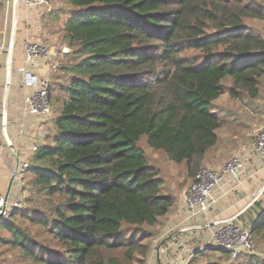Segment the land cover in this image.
<instances>
[{
    "label": "trees",
    "instance_id": "trees-1",
    "mask_svg": "<svg viewBox=\"0 0 264 264\" xmlns=\"http://www.w3.org/2000/svg\"><path fill=\"white\" fill-rule=\"evenodd\" d=\"M68 2L59 33V51L70 50L67 82L50 143L27 171L26 199L37 208L0 219L4 243L18 252L15 264H147L152 234L144 227H155L177 197L163 191L164 176L138 144L183 166L193 182L223 125L214 101L225 92L258 96L264 38L246 21H263L264 8L243 0ZM250 211V234L264 240L260 199ZM210 251L230 257L205 248L191 259ZM248 254L233 261L264 264Z\"/></svg>",
    "mask_w": 264,
    "mask_h": 264
},
{
    "label": "crops",
    "instance_id": "crops-1",
    "mask_svg": "<svg viewBox=\"0 0 264 264\" xmlns=\"http://www.w3.org/2000/svg\"><path fill=\"white\" fill-rule=\"evenodd\" d=\"M39 15H42L40 11L26 10L16 0H0V120H2L3 113H5L7 137L11 142V147H7L0 155V176L1 186L8 194L9 199H13L16 193V186L10 180V172L15 168L18 161H28L30 163L33 156L30 152L31 145L33 143H37L39 146L49 144L54 133L52 122L57 112L53 114L54 116L51 120L40 122L34 116H24L22 111L24 97L30 93V90L22 86L21 75L18 72L19 68L25 64L24 42H34L43 45L47 43L45 41L48 38L38 24ZM50 37L52 38V36ZM59 61V68L54 72L48 70L49 66L42 59L36 60L33 65L29 66V69L39 78L49 79V85L52 88L51 95L57 92V88L60 85L67 82V75L64 74L63 68L68 58L64 56ZM56 107L58 108L57 105ZM20 124H24V133L22 135L20 133ZM245 162L246 176L249 174L251 178L247 179L238 190L218 202L205 215V219H209L210 225L215 226V223L232 218L238 212L244 210L262 189L264 184V166L262 161L258 157L257 161L253 159L250 162L251 164L248 163V160ZM183 191L177 200L178 205L176 208L179 209L178 213L173 217L175 222L178 221L177 225L192 224L194 222V220L186 219V214L182 209L180 200ZM258 199H260L261 208L264 209V191ZM249 208H252V206L248 207L247 210ZM253 211L257 210L254 209ZM245 215L247 219H250L251 216ZM191 227H184L183 231L174 232L166 238V241L168 240L169 242L174 238L175 233L179 234L178 239L174 238V242L172 241L170 245L168 243V248L164 249V258H160V264H184L182 261L184 254H175L171 252V248L178 252H182V250L191 251V253L199 251L197 248L200 245H204L206 238L200 239L202 243L197 241L188 242L198 234L197 232L188 233L187 230L192 231L198 228L193 227V229H190ZM185 230L187 233H185ZM188 244L191 246L195 245V248L193 247L190 251L187 250ZM147 264H150L149 261H147Z\"/></svg>",
    "mask_w": 264,
    "mask_h": 264
},
{
    "label": "rangeland",
    "instance_id": "rangeland-1",
    "mask_svg": "<svg viewBox=\"0 0 264 264\" xmlns=\"http://www.w3.org/2000/svg\"><path fill=\"white\" fill-rule=\"evenodd\" d=\"M243 1H251L264 8V0ZM72 10L73 8L69 5L68 0H51L50 13L46 12L45 10L40 11V14L42 15L38 16V24L40 25L44 35L48 37L45 41L47 43H44L42 46L54 51L60 50L59 48L61 46V41L59 33L61 27L70 16ZM246 23L251 31L260 34L264 38V20H248ZM50 36H52V38ZM59 59L60 58L56 60V64L58 65H60ZM50 72H53V70ZM63 72L66 74L65 71ZM223 83L226 86V89L232 86V81L230 79H225ZM59 96L61 95L59 94L57 88V92H55L49 100V105L55 114L57 107L54 103L56 98H59ZM213 108L222 118L223 125L217 132L218 141L216 146L207 153L201 168L207 167L217 169L233 156H239L245 161L248 160V163L252 162L253 159L257 161L258 157L254 149V134L255 131L264 124V76L259 80L258 96L255 99H249L243 95L241 100H234L228 95V92H225L216 101H214ZM138 146L145 149L148 155L147 157L149 163L154 167H157L164 176L165 182L163 191L176 195L178 200L181 192L188 188L191 183V181H186L183 171L184 167L171 164L161 152L147 149L144 141L142 140ZM30 177V174H27L25 177V188H28ZM24 202L27 208H30L31 206L33 208H37L35 204H30L26 198ZM176 205H178V202ZM176 207L172 209L167 216L160 219L159 223L155 227H144L146 232H150L152 234V238L145 241L146 243L150 244L151 247V252L148 256V261L150 264H156L158 254L161 259L164 258V249L168 248V243L170 245L174 238L177 240L179 234L177 235V233H175L174 238L169 242L168 240L166 241V238L174 232L180 230L183 231L184 227L192 226L190 229H193V227H198L192 231L187 230L188 233H198H196L197 235L194 238L188 241L192 243L195 241L202 243L200 239L206 238L207 240L211 238V230L212 232H219L221 229L227 227L226 224L212 226L209 224V219H205V216L195 219L192 224L177 225L178 221L175 222L173 219L179 210ZM247 215L251 216L250 219H247L246 215H244L240 219H236L232 222V228H238L239 231H248L249 226H251L254 221V215H252L251 211ZM20 222H24L22 224H27L25 221ZM29 230L33 234L37 233V230L33 227ZM125 231L127 232L128 230L125 228ZM187 232L185 230V233ZM9 239V234L5 230L0 229V263L2 264H15L19 258V254L15 249L5 245L4 242H8ZM160 243L162 245L160 248H158ZM251 245L252 251L248 255L254 254L258 258L264 260V240L260 237L252 235ZM193 247L195 248V245L191 246L188 244L187 250L190 251V249L192 250ZM171 252L175 254L183 253L184 255L182 256V261L184 264H237L231 259V256L218 257L217 255L220 253L217 251H210L209 253L214 255L204 254L196 260L191 259V251L186 252L182 250V252H178L177 250L171 248Z\"/></svg>",
    "mask_w": 264,
    "mask_h": 264
},
{
    "label": "built area",
    "instance_id": "built-area-1",
    "mask_svg": "<svg viewBox=\"0 0 264 264\" xmlns=\"http://www.w3.org/2000/svg\"><path fill=\"white\" fill-rule=\"evenodd\" d=\"M23 8L29 11L45 10L50 13L51 0H16ZM25 64L19 68L22 86L30 90L24 97L23 114L38 118L40 122H47L53 118V110L49 105V79L39 78L29 69L36 60L42 59L49 65V71H56L58 64L56 60L62 58L64 51H54L34 42H24L23 45ZM24 124H20V133L23 132ZM7 128V124H6ZM7 130V129H6ZM9 147L5 139L2 120L0 121V155ZM39 144L33 143L30 152L34 154ZM254 149L264 166V124L254 134ZM30 163L18 161L15 168L10 172V180L16 186L13 199L1 186L0 176V219L8 220L11 213L16 209L25 208L26 188L25 177ZM246 162L239 156H233L217 169L203 167L195 175L193 182L181 195V204L187 220H195L205 216L218 202L230 193L238 190L243 183L251 178L246 176ZM227 227L219 232L211 231V238L205 240L204 245L199 248L217 249L230 253L231 259L250 253L252 251L250 231H239L232 228V222L224 223ZM225 231V232H224Z\"/></svg>",
    "mask_w": 264,
    "mask_h": 264
},
{
    "label": "water",
    "instance_id": "water-1",
    "mask_svg": "<svg viewBox=\"0 0 264 264\" xmlns=\"http://www.w3.org/2000/svg\"><path fill=\"white\" fill-rule=\"evenodd\" d=\"M69 49H65V53H69ZM6 117H5V113H3L2 115V124H3V131H4V135H5V139L7 140V143L9 145V147H11V142L8 140V137H7V131H6ZM264 191V184L262 186V189L260 190L259 194L256 196V198L249 204V206H247L244 210L238 212L235 216H233L232 218H229L227 220H223V221H220V222H217L215 223V225H219V224H224V223H229V222H233L234 220H236L240 215H242L248 207L252 206L254 202H256L258 200V198L261 196V194L263 193ZM165 242V241H163ZM162 243V242H161ZM159 244V247H161L162 244ZM212 249V248H210ZM217 250H221L220 248H217ZM156 264H160V257H159V254L157 256V261H156Z\"/></svg>",
    "mask_w": 264,
    "mask_h": 264
}]
</instances>
